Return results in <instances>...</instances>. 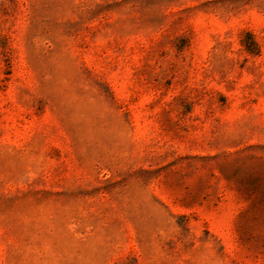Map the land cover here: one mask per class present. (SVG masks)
Listing matches in <instances>:
<instances>
[{"label": "rangeland", "instance_id": "1", "mask_svg": "<svg viewBox=\"0 0 264 264\" xmlns=\"http://www.w3.org/2000/svg\"><path fill=\"white\" fill-rule=\"evenodd\" d=\"M0 264H264V0H0Z\"/></svg>", "mask_w": 264, "mask_h": 264}]
</instances>
